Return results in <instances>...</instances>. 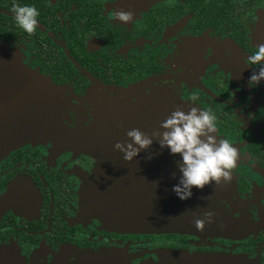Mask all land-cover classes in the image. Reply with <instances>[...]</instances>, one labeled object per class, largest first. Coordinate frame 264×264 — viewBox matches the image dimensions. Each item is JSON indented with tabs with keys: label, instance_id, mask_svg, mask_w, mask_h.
<instances>
[{
	"label": "flooded vegetation",
	"instance_id": "obj_1",
	"mask_svg": "<svg viewBox=\"0 0 264 264\" xmlns=\"http://www.w3.org/2000/svg\"><path fill=\"white\" fill-rule=\"evenodd\" d=\"M13 4L38 9L33 33ZM0 43L55 86L63 138L93 123L97 96L135 88L134 103L166 91L211 107L215 136L237 149L218 200L226 230L139 233L87 208L91 154L51 140L18 147L0 160V203L15 195L0 207V264H264V80L249 87L258 66L246 63L264 43V0H0Z\"/></svg>",
	"mask_w": 264,
	"mask_h": 264
},
{
	"label": "water",
	"instance_id": "obj_2",
	"mask_svg": "<svg viewBox=\"0 0 264 264\" xmlns=\"http://www.w3.org/2000/svg\"><path fill=\"white\" fill-rule=\"evenodd\" d=\"M0 55V160L30 142L51 140L79 148L96 159L93 175L85 180V203L108 226L139 233L191 232L197 230L195 218L211 211V222L220 225L218 231L227 229L228 215L218 200L229 191V181L193 186L191 197L181 200L172 190L180 175L179 154L161 148L158 137L131 161L114 148L117 141L130 140L127 130L138 128L152 136L173 110L187 111L190 106L166 91L134 103L135 88H114V97H96L93 123L72 129L70 138H63L70 130L56 116L60 99L55 86L26 67L8 46L0 45ZM14 196L6 195L0 207L6 208Z\"/></svg>",
	"mask_w": 264,
	"mask_h": 264
},
{
	"label": "clouds",
	"instance_id": "obj_3",
	"mask_svg": "<svg viewBox=\"0 0 264 264\" xmlns=\"http://www.w3.org/2000/svg\"><path fill=\"white\" fill-rule=\"evenodd\" d=\"M16 24L31 34L37 26L38 9L31 4H13L11 8ZM115 19L130 21L131 11L117 10ZM246 63L255 67L248 76V86H257L264 80V43L256 45V50L246 58ZM198 94L193 92L190 102L197 101ZM217 128V116L211 107H198L195 103L187 111L177 107L160 123V129L147 135L138 128L127 130L129 141H117L114 148L123 153L126 161H131L142 149L150 147L153 137L161 148L167 147L170 154H179V177L172 186L175 195L181 199L191 197L193 186L203 188L209 183H220L221 179H231L230 170L237 159V149L226 138L214 135ZM152 158V155L147 157ZM213 213L205 211L203 218L196 217L194 224L198 230L205 222H211Z\"/></svg>",
	"mask_w": 264,
	"mask_h": 264
},
{
	"label": "rangeland",
	"instance_id": "obj_4",
	"mask_svg": "<svg viewBox=\"0 0 264 264\" xmlns=\"http://www.w3.org/2000/svg\"><path fill=\"white\" fill-rule=\"evenodd\" d=\"M0 45L7 46V45H5V44H3V43H0ZM1 58H2V55H0V59H1ZM43 96L47 97V96H48V94H46V93H44V92H43Z\"/></svg>",
	"mask_w": 264,
	"mask_h": 264
}]
</instances>
